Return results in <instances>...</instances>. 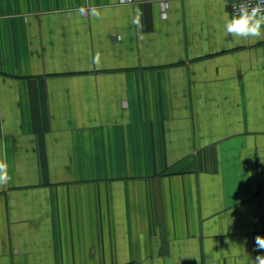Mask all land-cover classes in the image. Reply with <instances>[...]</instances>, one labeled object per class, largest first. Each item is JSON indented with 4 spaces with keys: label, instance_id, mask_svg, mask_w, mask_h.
Here are the masks:
<instances>
[{
    "label": "crops",
    "instance_id": "1",
    "mask_svg": "<svg viewBox=\"0 0 264 264\" xmlns=\"http://www.w3.org/2000/svg\"><path fill=\"white\" fill-rule=\"evenodd\" d=\"M225 12L0 0V264L264 255V40L225 36Z\"/></svg>",
    "mask_w": 264,
    "mask_h": 264
},
{
    "label": "clouds",
    "instance_id": "2",
    "mask_svg": "<svg viewBox=\"0 0 264 264\" xmlns=\"http://www.w3.org/2000/svg\"><path fill=\"white\" fill-rule=\"evenodd\" d=\"M231 16L225 12L222 17L225 36H231L233 41L238 40H264V7L259 4L248 6L242 4L239 9L235 6ZM89 14L96 19L102 18V12L97 7H91ZM9 166L6 161L0 160V186L11 180ZM255 245L258 249H264V237L257 235ZM252 264H264V255L256 256Z\"/></svg>",
    "mask_w": 264,
    "mask_h": 264
},
{
    "label": "built area",
    "instance_id": "3",
    "mask_svg": "<svg viewBox=\"0 0 264 264\" xmlns=\"http://www.w3.org/2000/svg\"><path fill=\"white\" fill-rule=\"evenodd\" d=\"M242 4H246L248 6L259 4L261 7H264V0H229L231 14H234L235 12V8L233 6H235L236 9H239Z\"/></svg>",
    "mask_w": 264,
    "mask_h": 264
}]
</instances>
